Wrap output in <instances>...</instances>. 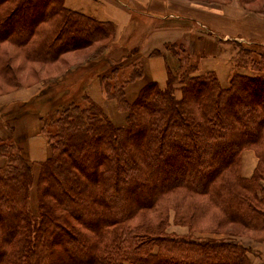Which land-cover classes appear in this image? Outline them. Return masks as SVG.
Returning <instances> with one entry per match:
<instances>
[{
    "label": "trees",
    "instance_id": "obj_1",
    "mask_svg": "<svg viewBox=\"0 0 264 264\" xmlns=\"http://www.w3.org/2000/svg\"><path fill=\"white\" fill-rule=\"evenodd\" d=\"M241 1L249 9L251 0ZM115 37L112 22L65 0H0V46L12 44L26 61L57 68L64 54L93 47L48 83L67 90L41 116L54 131L36 178L17 142L1 141L0 264H252L237 239L264 241V51L239 44L224 86L214 71L195 74V64L182 63L185 46L170 43L177 63L166 84L150 81L129 102L125 87L143 70L108 55ZM10 61L0 51V90L20 86L7 75ZM98 61L106 65L97 75L103 91L126 113L125 126L84 91ZM245 149L258 158L251 177L241 173ZM171 217L188 228L185 236L167 232Z\"/></svg>",
    "mask_w": 264,
    "mask_h": 264
},
{
    "label": "crops",
    "instance_id": "obj_2",
    "mask_svg": "<svg viewBox=\"0 0 264 264\" xmlns=\"http://www.w3.org/2000/svg\"><path fill=\"white\" fill-rule=\"evenodd\" d=\"M217 1L210 0L206 4L201 0H65V5L114 24L116 40L111 44L108 55L113 59L122 57L123 65L137 62L143 70L142 77L125 87L127 100L133 102L140 89L150 81L166 84L169 65L173 67L177 63L174 52L166 48L170 43L185 46L188 57H184L182 63L195 64V74L214 71L222 84L229 83L241 44L238 42H251L249 35H245L246 40H242L240 34L223 35L222 28L225 26L226 31L240 29L234 23V18H242L251 12L241 0H224L220 7ZM223 18L225 22H222ZM259 26L264 32V23ZM241 30L242 33L249 31ZM130 51L133 53L128 55ZM125 54L128 56L124 57ZM42 86L41 81L0 95V108H4L0 114V139L15 140L28 160L39 163L50 155L41 120L32 112L11 114L6 109L13 104L29 101L42 91ZM84 91L101 105L105 113H114L110 118L118 120L122 117L121 113L126 116L118 108L117 101L106 96L99 76L89 77ZM241 157V173L244 177H251L258 162L256 153L253 149H246ZM4 163L5 159L0 158V166ZM181 228H186L188 232L186 226ZM238 238L245 246L260 248L264 254V242L258 243L249 237Z\"/></svg>",
    "mask_w": 264,
    "mask_h": 264
},
{
    "label": "rangeland",
    "instance_id": "obj_3",
    "mask_svg": "<svg viewBox=\"0 0 264 264\" xmlns=\"http://www.w3.org/2000/svg\"><path fill=\"white\" fill-rule=\"evenodd\" d=\"M203 3L208 4V2L210 0H201ZM224 0H219L217 1V6L220 7L221 4L225 3ZM222 2V3H221ZM242 3V1H241ZM215 3H213L212 5H214ZM249 10L251 13H249L248 15H245L242 18H234V23L240 26V29L238 27V29H231L226 31V27L224 26V28H222V34H226V33H232V34H240V37L243 36L242 40H246V36L245 35H249L248 39L250 38V42L251 43H244V45L250 46V47H256L255 49L259 48L260 50L262 49V51H264V39L262 40L261 38H264V32H262V30H260V24L263 22L264 23V13L262 12H257V11H252L255 9H259V8H264V0H251V2L249 3ZM226 19L223 18L222 22H225ZM242 27V28H241ZM241 29L245 30L248 29L249 31L242 33ZM243 44L242 42H238ZM93 50V47L85 49V50H81V51H70L66 54H64V56L62 57V60L65 62L64 65H61L60 67L57 66V68H54L56 64L49 66V68H47V64L45 63H41V62H29L26 61L23 56L21 55V53L19 52V50L17 48H15L12 44L10 45H5V46H0V51H1V56H3L4 58H9L11 59L10 64H11V68L7 71V75H15L17 80L19 81V87L17 88H21V87H26L28 85L31 84H35L38 82L42 81V92H44L40 98L36 99L38 96L34 97V98H30L29 101L32 102V105L29 104L26 106H23V108H25L24 111L21 112H32L35 113L38 117V119L41 120L42 124L44 127V136L46 137V135L49 133L50 131H54V129L51 126H48L47 124L45 125V122L43 121V119L41 118L42 115H48L49 114V110H48V105L46 103H49V100H51L52 97H58V95L62 92H66L67 88L65 87L64 83H56L53 84L51 87H49L48 83L53 80V78L58 77L59 74L65 73V70L63 67L65 66H73L75 67V65H77V62H80L83 60L84 56L89 54L90 51ZM95 63V60H93ZM3 66V62L1 64ZM106 67V65L103 62L98 61L96 63V65L94 67H92V74L91 76H97L98 74L104 73V68ZM64 71V72H63ZM103 71V72H102ZM241 71V70H240ZM242 71H244L247 74L253 75L255 74L254 72H251V70L248 69H242ZM89 72V73H90ZM80 77L76 80L77 83H74L73 89L77 90L80 88L81 82H83V76H82V72H80ZM116 75L119 74H111L112 77H118ZM79 76V73H76V77ZM110 76V77H111ZM85 79V76H84ZM89 79V78H88ZM0 81H3L2 78L0 77ZM224 86L228 85L227 83H223ZM16 89V88H15ZM14 88L6 85L4 87L3 90H0V95L1 94H5L8 91L11 90H15ZM47 96V102H43L44 98ZM181 96V92L180 90L176 91V97L179 98ZM59 100V99H58ZM34 103H36V106H34ZM84 103V102H82ZM81 103V104H82ZM20 110V106L17 105H11L9 106L6 111H11V110ZM13 113H21L18 111H11ZM7 113V112H5ZM107 113V112H106ZM121 113V112H120ZM108 114V115H107ZM106 114V117L111 120L113 123H115L118 126H125L126 125V116L122 114V117L119 118L118 120H116V118H110L109 116H112L114 113H112V115H109V113ZM44 122V123H43ZM47 139V137H46ZM4 140L6 142H8V139H0V144L2 143L1 141ZM11 140V139H10ZM12 141V140H11ZM15 141V140H14ZM246 150V149H245ZM243 153V152H242ZM1 158V157H0ZM242 160V157H241ZM34 165V175L35 178L38 175L39 172V162L38 161H32ZM31 208L32 211L35 212V214H37V210H38V206H37V196H36V187L34 186L31 190ZM172 215L174 214L173 211H171ZM134 222H138V220H134ZM207 222V221H206ZM205 222H201V224H199V229L202 230V228L205 227ZM182 225H175V223L172 220V217L170 219V223L169 226L167 228V232L169 234L174 233V235H177L178 233H181L179 235L181 236H185L187 233V229L186 228H181ZM236 230L243 232L244 229H241L240 227H238ZM244 234V233H243ZM247 234V233H245ZM202 234L196 233L195 236L196 237H200ZM211 235V234H209ZM264 235V234H263ZM212 236V235H211ZM213 237V236H212ZM239 241V239H237ZM241 242V241H239ZM258 242V241H256ZM264 242V241H263ZM258 243H262V242H258ZM244 245V244H243ZM245 246V245H244ZM248 247V246H245ZM249 248V247H248ZM251 251L249 253L250 258L252 259V264H262L263 262H261L262 260H264V254L263 251L260 248L257 247H251L249 248ZM255 261V262H253Z\"/></svg>",
    "mask_w": 264,
    "mask_h": 264
}]
</instances>
